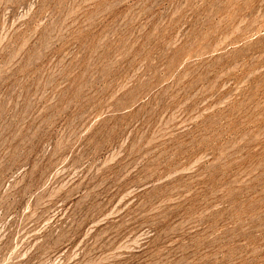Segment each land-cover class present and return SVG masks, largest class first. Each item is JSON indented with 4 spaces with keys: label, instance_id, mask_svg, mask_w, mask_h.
Instances as JSON below:
<instances>
[{
    "label": "rangeland",
    "instance_id": "obj_1",
    "mask_svg": "<svg viewBox=\"0 0 264 264\" xmlns=\"http://www.w3.org/2000/svg\"><path fill=\"white\" fill-rule=\"evenodd\" d=\"M0 264H264V0H0Z\"/></svg>",
    "mask_w": 264,
    "mask_h": 264
}]
</instances>
